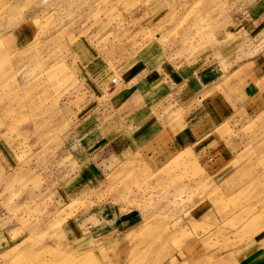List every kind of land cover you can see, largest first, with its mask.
Returning a JSON list of instances; mask_svg holds the SVG:
<instances>
[{"label": "rangeland", "instance_id": "rangeland-1", "mask_svg": "<svg viewBox=\"0 0 264 264\" xmlns=\"http://www.w3.org/2000/svg\"><path fill=\"white\" fill-rule=\"evenodd\" d=\"M263 79L264 0H0V264H264Z\"/></svg>", "mask_w": 264, "mask_h": 264}, {"label": "crops", "instance_id": "crops-1", "mask_svg": "<svg viewBox=\"0 0 264 264\" xmlns=\"http://www.w3.org/2000/svg\"><path fill=\"white\" fill-rule=\"evenodd\" d=\"M135 79L132 78L131 82H133ZM264 80V79H263ZM261 82V81H260ZM262 83V84H261ZM261 83H259V85H257V87L259 89H257V95L256 96H259V97H263L264 98V81H262ZM247 93V92H246Z\"/></svg>", "mask_w": 264, "mask_h": 264}, {"label": "built area", "instance_id": "built-area-1", "mask_svg": "<svg viewBox=\"0 0 264 264\" xmlns=\"http://www.w3.org/2000/svg\"><path fill=\"white\" fill-rule=\"evenodd\" d=\"M112 84L117 85L118 84V79L117 78H113L112 79Z\"/></svg>", "mask_w": 264, "mask_h": 264}]
</instances>
